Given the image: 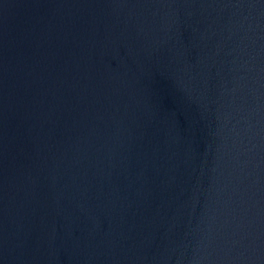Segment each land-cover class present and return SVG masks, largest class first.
I'll return each mask as SVG.
<instances>
[{
    "label": "water",
    "instance_id": "obj_1",
    "mask_svg": "<svg viewBox=\"0 0 264 264\" xmlns=\"http://www.w3.org/2000/svg\"><path fill=\"white\" fill-rule=\"evenodd\" d=\"M0 264H264V0H0Z\"/></svg>",
    "mask_w": 264,
    "mask_h": 264
}]
</instances>
